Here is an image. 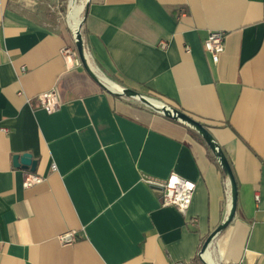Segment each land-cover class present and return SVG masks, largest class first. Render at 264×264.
Wrapping results in <instances>:
<instances>
[{"label": "crops", "instance_id": "1", "mask_svg": "<svg viewBox=\"0 0 264 264\" xmlns=\"http://www.w3.org/2000/svg\"><path fill=\"white\" fill-rule=\"evenodd\" d=\"M43 2L0 0V264H177L227 221L228 177L194 128L104 78L205 123L238 185L211 260L264 264V0H86L100 82L69 67L75 31L52 26ZM212 30L226 36L218 62L204 48ZM52 89L62 104L48 113L36 96ZM25 152L34 171L13 164ZM26 171L44 180L26 188ZM172 172L196 183L185 214L145 180ZM69 230L76 240L63 244Z\"/></svg>", "mask_w": 264, "mask_h": 264}, {"label": "built area", "instance_id": "2", "mask_svg": "<svg viewBox=\"0 0 264 264\" xmlns=\"http://www.w3.org/2000/svg\"><path fill=\"white\" fill-rule=\"evenodd\" d=\"M35 2V0H34ZM225 32L223 30H212L209 32L207 38L204 40V48L212 54V58L215 62H218L220 54L225 49ZM162 48L167 47L166 41H162ZM64 57L70 62L69 67H75L82 64V61L76 51V49L64 47L62 49ZM23 95V91L18 92ZM38 107L46 110L48 113H53L61 107V98L59 93L52 89L39 93L36 96ZM53 169L56 165H52ZM44 180V177L33 172L26 171L24 186L26 188L38 184ZM150 185L158 186L162 188V205L175 206L180 212L185 214L189 209L194 192L196 189V183L176 172H172L165 180H155L151 178L145 179ZM59 240L63 244H69L76 240V232L69 230L63 234H60ZM200 256L203 257L202 251ZM177 264H192V260H180Z\"/></svg>", "mask_w": 264, "mask_h": 264}, {"label": "water", "instance_id": "3", "mask_svg": "<svg viewBox=\"0 0 264 264\" xmlns=\"http://www.w3.org/2000/svg\"><path fill=\"white\" fill-rule=\"evenodd\" d=\"M83 23H84V18L81 20L80 25L78 26V28L75 31L76 45H77V48L79 51V57H80L83 65L90 72V74L92 76H94L100 82L99 77L96 75V73L90 67V61H89L88 56H87L85 49H84V38H83V34H82ZM121 89H122V91H120L118 93L114 92L111 89L110 90L112 93H114L118 96H122V95L130 96V97L138 99L139 101L143 102L144 104H146L144 97L153 99L151 97L145 96L144 94H142V93H140L134 89H129V88H121ZM153 100H155V99H153ZM146 105L153 107V108L157 109L158 111H162L165 115H167L168 117H170L174 120H180V121L186 123L190 127L194 128L198 133H200L203 136V138L206 140V142L208 143L210 148L214 151L215 155L218 157V160H219V162H220V164H221L224 172L226 173V175L229 179V182L231 184L232 208L230 209V212L228 214V219L224 224L219 226L205 241V243L202 247V253H204L211 246L213 238L218 233V231L224 229L230 223V221L234 218V216L236 214L237 205H238V185H237L236 178H235L234 172L232 170L231 164H230L228 158L226 157V155L224 154L223 150L219 146V144H217V142L215 141L214 137L212 136V134L210 133L208 128L200 120L188 115L187 113L183 112L182 110H180L178 108L168 109L167 107H160L159 105H154V104L153 105L146 104ZM13 164L16 167L30 168L31 170L34 171L36 169V166H37V160L33 158V155L30 152H25L23 154H15L13 157ZM156 187H158V186H156ZM158 188H160V187H158ZM160 189H162V188H160ZM200 259L204 264H209L201 256H200Z\"/></svg>", "mask_w": 264, "mask_h": 264}, {"label": "rangeland", "instance_id": "4", "mask_svg": "<svg viewBox=\"0 0 264 264\" xmlns=\"http://www.w3.org/2000/svg\"><path fill=\"white\" fill-rule=\"evenodd\" d=\"M42 1L44 2L42 3L40 12L43 14L44 18L47 19V21L52 26H55L56 29L58 30H68V31L73 30L72 29L73 27L70 24L68 18L70 9L73 5V0H42ZM82 1L83 0H78L77 2L80 4ZM84 12L85 9H83L81 14L82 19L84 18ZM229 187L231 192L230 182H229Z\"/></svg>", "mask_w": 264, "mask_h": 264}, {"label": "bare ground", "instance_id": "5", "mask_svg": "<svg viewBox=\"0 0 264 264\" xmlns=\"http://www.w3.org/2000/svg\"><path fill=\"white\" fill-rule=\"evenodd\" d=\"M78 1V0H77ZM76 0H73V5H72V7H71V9H70V13H69V16H68V18H69V22H70V24L72 25V29H73V31H75L77 28H78V26L80 25V23H81V20H82V17H81V14H82V11H83V9H84V3H85V1L86 0H83L80 4L77 2ZM90 67H91V69L93 70V71H95V69H94V67L92 66V65H90ZM104 80H105V82H106V84H107V86L111 89V90H113L114 92H116V93H118V92H120V91H122V89L118 86V85H110L109 86V83H108V80H106L105 78H104ZM144 99H145V103L146 104H150V105H159V102L157 101V100H153V99H150V98H147V97H144ZM231 200H232V198H231ZM231 208H232V204H231ZM209 249H207L204 253H203V257H204V259L206 260V261H208V263H210V264H213V262H212V260H211V256H210V253H209V251H208Z\"/></svg>", "mask_w": 264, "mask_h": 264}, {"label": "trees", "instance_id": "6", "mask_svg": "<svg viewBox=\"0 0 264 264\" xmlns=\"http://www.w3.org/2000/svg\"><path fill=\"white\" fill-rule=\"evenodd\" d=\"M75 40H76V36H75ZM202 122V121H201ZM203 123V122H202ZM205 125V123H204ZM206 126V125H205ZM190 133L193 134L196 138H198L202 143H204L206 145V147L208 148V153L210 155V157L213 158V160L216 162V164L218 165V167L220 168V170L222 171L223 173V176L224 178L226 179L227 178V175L226 173L224 172L217 156L215 155L214 151L210 148V146L208 145V143L206 142V140L203 138V136L198 133L195 129H189ZM231 164V163H230ZM238 207V205H237ZM192 264H204L201 259H200V256L197 255L193 260H192Z\"/></svg>", "mask_w": 264, "mask_h": 264}]
</instances>
